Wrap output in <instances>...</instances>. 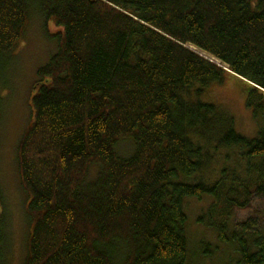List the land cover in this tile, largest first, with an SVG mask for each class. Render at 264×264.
I'll list each match as a JSON object with an SVG mask.
<instances>
[{
  "label": "trees",
  "instance_id": "16d2710c",
  "mask_svg": "<svg viewBox=\"0 0 264 264\" xmlns=\"http://www.w3.org/2000/svg\"><path fill=\"white\" fill-rule=\"evenodd\" d=\"M34 7L57 51L17 148L25 264H189L185 200L207 196L200 220L237 264H264V0H0V58ZM226 75L243 84L254 139L205 101ZM255 204L261 218L231 223ZM5 245L0 212V264Z\"/></svg>",
  "mask_w": 264,
  "mask_h": 264
},
{
  "label": "rangeland",
  "instance_id": "374dc122",
  "mask_svg": "<svg viewBox=\"0 0 264 264\" xmlns=\"http://www.w3.org/2000/svg\"><path fill=\"white\" fill-rule=\"evenodd\" d=\"M48 29L52 34L61 30L53 22H49ZM191 49L220 64L196 48ZM56 51V42L47 37L45 18L34 7L23 39L11 55L0 58V212L6 220V245L2 264H25L31 227L27 217L29 199L20 184L17 148L31 121V104L37 91L38 70L49 62ZM242 85L237 78L226 75L222 82L211 83L206 90L205 101L229 112L234 118L236 132L254 139L259 129L252 111L246 106ZM116 152L122 158H129L134 153V144L122 140ZM211 203L212 199L208 196L201 200H185V211L189 218V264H237L238 250L232 245L221 243L215 230L208 228L203 219L200 220ZM262 216V205L255 204L254 211H236L231 223Z\"/></svg>",
  "mask_w": 264,
  "mask_h": 264
},
{
  "label": "water",
  "instance_id": "95a60500",
  "mask_svg": "<svg viewBox=\"0 0 264 264\" xmlns=\"http://www.w3.org/2000/svg\"><path fill=\"white\" fill-rule=\"evenodd\" d=\"M228 71V70H227Z\"/></svg>",
  "mask_w": 264,
  "mask_h": 264
}]
</instances>
